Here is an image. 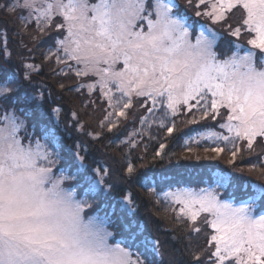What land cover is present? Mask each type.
Segmentation results:
<instances>
[{
    "label": "snow or ice",
    "instance_id": "obj_1",
    "mask_svg": "<svg viewBox=\"0 0 264 264\" xmlns=\"http://www.w3.org/2000/svg\"><path fill=\"white\" fill-rule=\"evenodd\" d=\"M199 4L210 7L203 14L213 23L223 21L237 36L241 27L233 28L226 13L240 10L241 26L256 35L249 44L264 55V0H199ZM17 7L28 11L25 23L34 18L38 28L55 26L61 31L63 39L56 41L58 47L51 55L77 77L98 78L113 110L109 115L126 117L133 95L151 100V110L158 102L165 104L163 118L176 116L186 106L189 112L197 109L201 118L211 115L215 119L219 109L226 108V122L219 127L231 135L210 131L203 138L232 144L233 158L238 141H246L252 149L258 137L264 138V62L258 67L251 51L220 58L214 35L210 38L205 31L199 35L190 31L188 24L177 18L175 5L166 0H99L95 4L89 0H23L8 11ZM56 17L62 19L53 25ZM70 61L75 62V68ZM119 64L122 67L117 69ZM112 84L121 94L115 101ZM88 87L92 90L96 84ZM19 91L14 78H0V102L8 105L0 110V264H144L138 255L133 259L127 247L110 243L113 234L105 221L95 215L85 218L93 203L78 199L77 193L69 190L81 188L86 196L101 185L107 187V170L97 168L96 175L87 170L78 177L64 175L57 169L58 152L50 151L34 135L24 142L21 132L27 133L28 125L11 106ZM174 128V124L168 127L170 135ZM206 151L219 154L224 148ZM133 172L129 164L127 173ZM70 180L76 183L65 188ZM217 183L227 187L228 177H219ZM256 193L239 207L221 200L215 190L169 196L183 205L181 214L193 224L200 213L211 215L206 222L216 233L211 241L219 264L227 260L264 264V215H253L256 201L264 198V187H257ZM193 230L198 233L200 228Z\"/></svg>",
    "mask_w": 264,
    "mask_h": 264
},
{
    "label": "rangeland",
    "instance_id": "obj_2",
    "mask_svg": "<svg viewBox=\"0 0 264 264\" xmlns=\"http://www.w3.org/2000/svg\"><path fill=\"white\" fill-rule=\"evenodd\" d=\"M22 2L23 0H15L14 4L18 5ZM98 2L99 0H89L90 4H95ZM166 2L175 5L174 12L177 13V18L185 21L188 24L190 31H196V35H199L201 31H205L206 35H209L210 38L214 35L215 51L219 54L220 58L223 59L227 58V56L236 54L245 55L247 52L251 51L256 54V63L258 67L262 62H264V55L260 54L258 49H254L252 45L249 44V40L255 39L256 35L255 33H249L247 26H241L243 14L240 10L233 9L231 13H226L228 23H230L233 28L241 27V32L237 36L232 34V29L228 28L223 21L221 23H213L211 18L203 15L205 12H202V9L210 11V7L206 4H199V0H191V3H189V0H166ZM198 4L199 6H197ZM17 10H21L23 12L22 8L17 7ZM25 11V15L27 17L29 13L27 10ZM197 12H200L201 15H197ZM238 14L239 21L237 20ZM4 15L5 14L0 13V21L5 20ZM196 16L200 19L195 18ZM24 17V15L20 16L22 19ZM60 19L62 18L56 17L53 20V25H55L56 21ZM195 20H199V23L202 22V25L200 27L199 25L196 26L194 22ZM28 22H35V20L34 18L29 19ZM39 32L40 38H43L41 41H45V43L42 42L40 48H38L41 50V48H46L49 37L52 34H56L57 30L55 26H53L51 28H43L39 30ZM58 34L62 36L60 39H63L61 31H59ZM64 35H66V32ZM56 47H58L57 44L51 48L48 47L47 51H44L47 52V55L44 54L46 56L43 57V63L47 64L48 66L52 65L53 67L51 69L53 71V75H56L58 79H64L63 81L65 82L67 81L66 86L71 89L72 92L80 94L82 93L81 97L94 102L93 105L95 104L96 113L102 114V117L107 116L113 121L116 118H118V120H123L125 125L122 124V127H126L127 133L125 139L133 138L134 136L138 137V132L141 136L145 135L146 140L154 139L156 143L160 138L153 134L154 131L159 133L161 136L165 133V135L170 136L167 129L174 124L175 128L173 132L179 130L182 133V137L185 136V140L183 139V141H185L184 151L181 153L182 160L186 161L185 167H215L214 171L204 175L206 182L203 185L196 187L176 186L162 192L160 197L166 202V208L164 209L167 210V220L172 222L173 220L178 221L185 230L190 231L195 237L194 243L199 245L196 256L200 257L199 260L201 261V264H219L216 257L213 255L216 249L215 242L211 241V236L215 235L216 233L215 230L206 222L207 220L212 219L211 215L209 213L202 212L197 218L195 224H193V222L188 219L186 215L181 214L180 209L183 207V205L174 203L169 194L189 192L200 193L204 189H208L210 191L215 190L221 200H224L227 203H232L237 207L241 206L251 199H246L248 195L257 194V187H264V154L262 155V152L264 151V138L258 137L252 149H248L247 146L244 145L247 144L246 141H238L236 144V149L238 150L237 155L235 158H233L231 155L232 151L234 150L232 144L225 141H213L212 139L203 138L204 135L210 131L223 133L224 135H231L226 131V129H221L219 127L222 117V122H226V116L228 114V109L226 108H220V115L215 119H213L211 115L207 118H201L200 112H198L197 109L193 108L192 112H189L187 111L186 106H182L176 116L169 115L167 118H163V114L167 110L165 104L158 102L156 109L151 110V100H149L147 97H137L133 95V106L132 108L126 110V117L117 116L115 113L109 115V113L113 110L109 108L108 99L105 97L103 91L100 89L97 83L98 78L91 75L87 77H77L75 72L70 71L68 66L64 63L57 64L56 56L51 55V53L56 51ZM225 50L227 53L223 52ZM63 55L64 54L61 51L59 56L62 57ZM69 63L71 64L72 68L76 67L74 61H70ZM31 66V69L34 68L33 65ZM121 67L122 64L117 65V69ZM2 71L15 74V72L9 71L7 69H2ZM2 71H0L1 77H3L1 74ZM57 71L58 73L60 72L59 76H57ZM62 72L67 74H62ZM6 77L8 76L6 75ZM92 84H96V87L90 90L88 85ZM109 87L112 88L113 100L115 101V99L121 94L116 91V85L112 84L109 85ZM34 99L35 98H32V100ZM159 99L161 98H158V100ZM6 106L8 105L0 102V110ZM16 108L17 113L19 114L21 110L23 111V106ZM40 112L42 113V116H45L44 120L49 123V116L47 115L48 112L44 113L41 109ZM58 112L59 111L56 110V113ZM145 117H148L146 121L144 120ZM162 119L164 126H161ZM193 119H195V123L192 122ZM25 122L28 125V131L27 133L24 131L21 132V136L24 137V142L28 143V137L34 135L35 139L40 140V143L45 144L50 151L58 152L61 156V160L57 165V169L63 170L64 175H75L78 177L80 173L84 172L85 170H87L89 175H96L95 164L92 162V160L90 161L85 157L86 155L84 151L79 150V144H76V146L73 147V145L70 144L64 137L65 142L63 143V146L59 145L56 149H54L52 147V141L46 137H43L45 135L38 131L36 125L35 127H32L31 131H29L30 126L26 120ZM202 122L206 125V129L196 130L198 127H200ZM217 124L219 125L217 126ZM191 126L195 127V131L190 133V130L187 128H194ZM51 128L52 127H50V129ZM84 129L85 126L83 125L78 131H70L72 132L70 135L74 138V140L76 139L77 142H80L79 138L84 139L82 134ZM47 132H49L51 135L49 128ZM47 132L46 134H48ZM213 147H223L224 151L223 153L219 154L212 151H206V149ZM81 157L83 160H81ZM109 167H112V165ZM104 169L107 170V175L105 176V183L107 187L101 185L100 190L95 193H88L86 196L81 194V188L69 189L74 190L77 193L78 199H87L90 203H93V209L86 210L85 218L87 219L89 215H95L101 220L105 221L107 230L113 234L110 243H116L120 244L122 247H127L129 251L133 253V259H135L138 255L140 259L144 261V264H147V262H145V260L148 259L145 253L147 250L145 241H148L149 243L147 244L152 247L154 252H157L159 255L158 258H156V262L154 263L168 264L169 262H174V258L171 255H168L160 247V244H158L159 242L151 238V236H154L156 232L153 228H151V223H149V221L147 222V230L144 229L145 217L140 211H137L136 206L132 203V201L131 204L128 203V200H131L130 196H121L115 194L117 191L114 184L122 183L120 176L117 177L120 175V173L115 172L114 170H109L107 167H104ZM221 176L228 177L227 187H221L217 183L218 178ZM75 183L76 181L74 180L66 181L64 186L65 188H69V185ZM232 196H236L237 199L233 200V198H231ZM198 207L199 205L196 206V208ZM253 215L257 217L264 215V198L256 201L255 207L253 209ZM145 219H147V217ZM148 219H150V216ZM139 221H142V225L139 223ZM195 227L200 228L198 233L193 230ZM203 232L206 236L205 242L202 240ZM129 233H131L130 236ZM128 237H131L129 241L127 240L125 243L123 241L121 242V239ZM161 242L163 245L165 244L163 240H161ZM134 249L142 253H139L138 251L135 252ZM225 264H233V260H227L225 261Z\"/></svg>",
    "mask_w": 264,
    "mask_h": 264
},
{
    "label": "trees",
    "instance_id": "obj_3",
    "mask_svg": "<svg viewBox=\"0 0 264 264\" xmlns=\"http://www.w3.org/2000/svg\"><path fill=\"white\" fill-rule=\"evenodd\" d=\"M14 3L15 0H0V13L5 14V20L0 21V71L7 69L15 72L11 74L2 71L3 77L0 78H5L7 75V78H14L20 86L18 97L11 102V106L15 108L23 106L22 114L21 112V115L17 114L27 121L30 126L29 131L36 125L38 131L45 135L43 137L52 141L54 149L59 145L63 146L66 139L73 147L79 144V150L85 152V157L92 160L96 169L107 167L120 173L117 177L120 176L122 183L114 184L117 191L115 194L130 196L137 211L147 217L144 218L145 222L143 221L144 229L147 230L149 221L151 228L156 232L151 238L158 241L160 247L175 260L168 264H201L200 260L195 259L199 248V245L194 243L195 237L178 221L167 220V210L164 209L166 202L160 194L176 186L203 185L206 182L204 175L214 171L215 167H185L186 161L182 160L181 155L184 151L185 136L182 137L179 130H175L176 132H172L170 136L165 135V132L161 136L154 131L153 134L160 138L156 143L154 139L146 140L145 135L141 136L138 132V137L125 139L127 133L126 127H122L123 120L116 118L113 121L107 116L102 117V114L96 113L94 102L81 97L82 93L72 92L66 86L67 81L53 75L51 69L53 66L43 63V57L47 55L44 51H47L48 47L56 46V41L62 37L58 34L59 31L49 37L46 48L39 50L42 42L45 43L39 36L41 29L36 27L35 22L25 23L24 19L20 18L23 15L26 17L24 9L23 12L8 11L9 7L15 5ZM206 11L208 10L202 9V12ZM195 18L200 19L197 16ZM237 20L239 21V14ZM198 21L194 22L200 27L202 22L200 24ZM223 52L227 53L226 50ZM29 65H33L34 68L31 69ZM59 74L60 72L57 76ZM40 109L44 113L48 112L49 123L44 120L45 116H42ZM56 110L59 112L56 113ZM222 120L223 117L220 123ZM113 123L115 127H112ZM83 125L84 139L79 138L80 142H77L70 135L72 133L70 131H78ZM205 126L202 122L196 130H205ZM48 128L51 135L47 132ZM187 129L190 133L195 131V127ZM129 164L134 168L132 175L127 173ZM110 165L112 167H109ZM254 196L256 195H248L246 199ZM231 198L237 199L236 196ZM139 223L142 225V221ZM202 238L205 242L204 232ZM130 239L131 237L123 238L121 242L125 243ZM161 240L165 242L164 245ZM146 247L148 261L145 262L156 264L154 262L159 256L158 253L148 244ZM134 251L138 250L134 249Z\"/></svg>",
    "mask_w": 264,
    "mask_h": 264
}]
</instances>
